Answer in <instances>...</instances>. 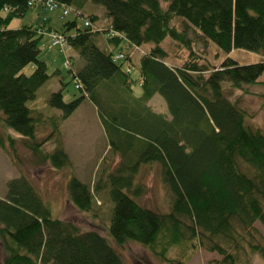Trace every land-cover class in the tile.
Returning a JSON list of instances; mask_svg holds the SVG:
<instances>
[{
  "label": "trees",
  "instance_id": "trees-1",
  "mask_svg": "<svg viewBox=\"0 0 264 264\" xmlns=\"http://www.w3.org/2000/svg\"><path fill=\"white\" fill-rule=\"evenodd\" d=\"M27 1L0 0V125L33 151L48 140L37 142L36 137L37 128L50 115L29 108L27 102L49 79L45 62L37 58L43 32L62 34L81 61L74 71L69 65L68 71L82 95L65 102L59 89L50 93L47 106L60 110V119H65L89 98L111 151L92 189L75 175L68 178L69 202L90 212L95 193L107 190L112 203L107 232L112 242L138 243L167 264H186L182 255L175 259L166 255L169 246L183 242L190 250L221 256L210 264H242L252 254L264 261V234L253 225L259 222L264 228V131L249 121L247 111L223 88L227 84L242 90L257 83L264 72V0H55L75 4L70 6L78 16H64L57 27L49 26L47 18L10 27L32 6ZM85 2L102 6L108 21L103 29L107 44L116 47L124 40L133 46L150 45L137 59L138 96L128 82L131 58L127 54L115 62L112 51L100 49L93 27L96 17L87 15L89 26L81 18L79 9ZM174 17L180 18L181 30L172 27ZM107 29L114 32L111 38ZM167 37L189 50L180 66L165 61L167 53L160 43ZM196 40L204 45L200 53L190 47ZM207 41L226 54L244 49L261 54L263 60L239 65L227 56L209 69L201 62ZM27 64L34 67L28 75L23 72ZM101 91L109 93V99L102 102ZM156 94L168 117L147 106ZM5 137L12 144L13 138ZM4 146L0 135V147ZM54 146L43 160L58 169L69 166L59 138ZM114 159L118 160L111 166ZM151 165L159 167L168 190L165 213L135 199L145 192L138 180L140 170ZM37 192L25 177L7 181L0 198V242L5 253L0 264H126L97 231H82L53 217ZM161 234L166 241L158 249Z\"/></svg>",
  "mask_w": 264,
  "mask_h": 264
},
{
  "label": "rangeland",
  "instance_id": "rangeland-1",
  "mask_svg": "<svg viewBox=\"0 0 264 264\" xmlns=\"http://www.w3.org/2000/svg\"><path fill=\"white\" fill-rule=\"evenodd\" d=\"M70 5L75 6V4ZM79 10L84 14L81 17L82 19L87 18V15H91V13H95L96 19H94L93 27L97 28V44L103 43V40H105V31L103 29L106 27L108 21L105 19L102 6L85 2ZM38 13L40 14L38 15ZM43 16H46L52 22L51 27L59 26L61 19L64 18L60 16L57 10L49 12L45 10L43 5L41 9L36 5H32L24 12L23 16L15 18L10 23V27H16L19 23L26 24L30 21H35L34 23L38 24L42 21ZM77 21L81 23L80 20ZM171 24L177 30L183 28L181 20L178 17H174ZM49 32L48 30L43 33ZM190 32L188 30L187 33ZM49 42H51L50 37L47 34H43L38 43L39 53H37L38 60L45 62L49 79L38 88L34 96L35 98L27 102L29 108L37 109L46 115H50L51 119L37 128L36 141L40 142L41 140H45L44 138H49L44 141L39 150L33 151L28 146H24L20 136L0 125V135L3 137L5 145L3 148L0 147V198H3L5 195L8 180L21 176L25 177L50 207L53 217L65 220L66 222L70 221L78 225L82 231H97L108 239L122 254L126 264H167L151 253L149 249L138 243L131 241L125 243L123 246H116L112 242L107 232L112 204L108 200L107 190L95 193L93 209L90 212H81L69 202L66 191L68 178L71 175H75L92 189L97 179L100 178L102 169L108 165L111 151L108 147L105 132L102 126H100L101 122L99 115H97L96 106L94 103L92 104L89 98L85 97L77 105L72 114L65 119H60V110L47 106V98L50 93L59 89L65 102H69L82 95L80 90L75 87V79L68 71V67L62 64L68 58L70 60V68L74 71L78 67V57L75 55V51L70 47L60 50L59 47H54ZM122 42L123 46L125 45V49L122 50L130 55L131 59L129 61L132 63L128 73L130 89L133 95L138 96L141 88L137 61L135 59L141 55V52L147 51L150 45L133 46L128 45L126 41ZM160 45L167 53L165 61L170 65L180 66L188 57L189 50L187 47L173 41L169 37L165 38ZM190 45L191 49L198 51V53L204 48L202 40L191 41ZM205 46H207V49L203 56L204 60L201 62L206 64L209 69L218 67L227 56H230L239 65L261 62L263 60L261 54L244 49H233L226 54L214 46L211 41H207V45ZM33 69L32 64H27L23 72L28 75ZM125 69L126 64L123 63L122 70ZM60 79L63 80L62 85H60ZM258 79L257 83L242 86V90L233 89L227 84H224L223 88L229 99L237 102L242 109L247 111L250 116L249 121L264 131V72ZM100 94L102 102L107 98L109 99V93H102L101 91ZM146 104L152 111L168 117L165 103L158 94L154 95ZM1 119L2 117H0V124L2 123ZM54 122H56V127H54L56 130L52 128ZM6 134H9L13 138L12 144L6 140ZM57 138H59L63 149L69 156L68 159H70L69 166L59 169L52 167L49 161L43 160L44 154L46 152L50 153L53 150L52 148L55 147L54 144ZM117 160L114 159L111 166ZM138 180L142 183L145 192L140 198H135L136 201L158 212H167L169 194L167 188L160 180L159 167L157 165L142 167ZM253 225L264 234V228L259 222ZM157 240L156 247L160 249L165 244L166 239L161 234ZM166 255L168 258L174 259L182 255L186 264H210L213 260L221 259V256L216 252L200 248L190 250L187 242H183L180 246H169ZM4 257L5 253L0 242V261ZM242 264H264V261L259 255L252 254L249 255L248 262Z\"/></svg>",
  "mask_w": 264,
  "mask_h": 264
},
{
  "label": "built area",
  "instance_id": "built-area-1",
  "mask_svg": "<svg viewBox=\"0 0 264 264\" xmlns=\"http://www.w3.org/2000/svg\"><path fill=\"white\" fill-rule=\"evenodd\" d=\"M34 2L42 3L46 11L53 12V11H60L61 17L66 15H73L78 16V11L74 10L70 5L67 4H59L55 0H29L27 1V4L29 6L33 5ZM84 20V25L89 26L90 21L87 18L82 19ZM114 32L110 29H107V35L113 36ZM49 37L51 39V42H49L52 46H57L60 48V50H64L65 47H67V42L65 37L58 33V32H49ZM124 41V40H123ZM126 57L125 53L123 51H116L112 53V61L118 62L120 60H123ZM69 60H65L64 63H62L64 66H69ZM75 87L78 88V85L75 83Z\"/></svg>",
  "mask_w": 264,
  "mask_h": 264
},
{
  "label": "crops",
  "instance_id": "crops-1",
  "mask_svg": "<svg viewBox=\"0 0 264 264\" xmlns=\"http://www.w3.org/2000/svg\"><path fill=\"white\" fill-rule=\"evenodd\" d=\"M36 6H37V7H40V9H41V7H42L41 5H36ZM39 14H40V13H38V15H39ZM91 15L96 16L95 13H91ZM44 18H47V17H46V16H43V17H42V20H43ZM47 19H48V18H47ZM30 22H35V21H30ZM48 22H49V23H47V24H49V26H51V23H52V22H51V21H48ZM18 25H20V23H19ZM18 25H17V26H18ZM46 28H47V25H46ZM44 29H45V28H44ZM51 29H52V28H51ZM52 30H53V29H52ZM45 34L48 35V33H45ZM48 36H49V35H48ZM97 40H98V39H97ZM97 40H96V41H97ZM103 41H104L103 43H101V42L99 43L100 46L97 44V45L100 47V49L103 48V49H106V50H110V51H112V52H116V51L120 50L121 46H123V42H120V44H119L118 46L114 47V46H112V45H110V44H107L106 39L103 40ZM98 42H99V41H98ZM75 55H76V54H75ZM138 58H139V56L136 57L135 60L138 61V60H137ZM77 61H78V65L81 66V63H80L81 61H80L79 59H77ZM63 63H64V62H63ZM79 63H80V64H79ZM153 97H154V96H153ZM153 97H152V98H153ZM152 98H151V99H152Z\"/></svg>",
  "mask_w": 264,
  "mask_h": 264
}]
</instances>
